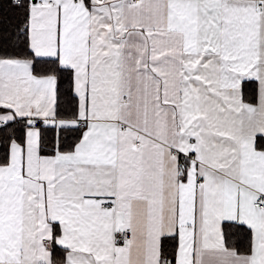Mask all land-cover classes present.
<instances>
[{
	"label": "snow or ice",
	"instance_id": "obj_1",
	"mask_svg": "<svg viewBox=\"0 0 264 264\" xmlns=\"http://www.w3.org/2000/svg\"><path fill=\"white\" fill-rule=\"evenodd\" d=\"M0 264H264V0H0Z\"/></svg>",
	"mask_w": 264,
	"mask_h": 264
}]
</instances>
